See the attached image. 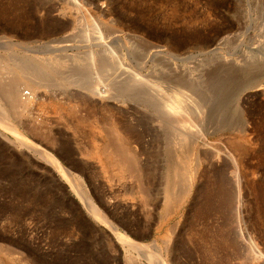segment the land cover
<instances>
[{"label": "rangeland", "instance_id": "rangeland-1", "mask_svg": "<svg viewBox=\"0 0 264 264\" xmlns=\"http://www.w3.org/2000/svg\"><path fill=\"white\" fill-rule=\"evenodd\" d=\"M14 83L47 94L16 120L72 177L0 133V264H264V0H0V104L15 113ZM120 136L138 180L97 155Z\"/></svg>", "mask_w": 264, "mask_h": 264}, {"label": "bare ground", "instance_id": "bare-ground-1", "mask_svg": "<svg viewBox=\"0 0 264 264\" xmlns=\"http://www.w3.org/2000/svg\"><path fill=\"white\" fill-rule=\"evenodd\" d=\"M22 70H24V68H22ZM259 85H264V83L259 84ZM12 87H13L12 91L10 93H8V94H9L10 100L12 102V105L14 107L15 113L6 110L4 108L5 106H2L0 104V128H1L0 129V133H1V135L5 136L6 138H8L9 140H11L14 143L16 142L19 145L24 146L25 148L31 149V151L34 150L41 157H43L48 163L53 164L57 169H59L61 171V173L63 172V174L66 177H69V178L72 177V172H71V170L69 168H67L53 153H51V152L47 151L46 149H44L43 147L37 145L28 135H26L24 133V131L21 129L20 125H18V123H17L18 120H16V118H17V115L19 114L17 108L20 107L22 109H28L31 106L34 107V103L37 101L36 99L40 96L39 95L40 94L39 90L37 91V90H35V88L33 90V88H32V90L30 89L31 91L28 90L27 92H24V90L22 91L21 85L19 83L18 84L14 83ZM65 88H66L65 92H63V93H67V95H70V96L71 95L72 96L73 95H77V96H80V98H82V99L86 98V99H90V100L96 98V99H98V102H100L102 105H105V106H110L114 102V100H116L115 98L111 97L110 93L107 90V87L100 86L98 84H92V86L87 87L86 85L83 86V85H80V84L72 85V82H69V83H67L65 85ZM39 89H40V87H39ZM84 89L88 90L89 93L88 92L86 93L85 91H83ZM53 92L55 93L57 91L55 90ZM49 94H50V92H49ZM55 94H58V93H55ZM41 97L44 98L43 96H41ZM49 97H50V95H49ZM42 98L40 99V97H39L38 99L42 100ZM40 100H39V104H37V103L35 104L38 107L40 106ZM41 104H43V102H41ZM37 106H36V108H37ZM22 109H19V110H22ZM104 113L106 114V112H104ZM104 113H102L103 116H104ZM103 116H100V117H103ZM104 118L108 119V121L110 120V122H108L109 124L114 125V120L115 119H114L112 113L108 114V116L107 117L105 116ZM115 118H116V116H115ZM114 126H116V125H114ZM97 129H99V128H97ZM116 132H117V130H116ZM6 133L11 134L14 137V139H12V137H10ZM98 133H100V131ZM120 137H121V140H120L121 142L120 143L122 144V146L119 145L121 147L117 148V150L116 149L114 150L112 148L111 144H110L111 142H113L112 139H110L111 142H109V140L107 142H105L106 139H104L103 140V142H105L104 146L102 145L103 147H101V145H100V151H99L100 153L96 150V148H97L96 144H94L95 151L98 152V154H97L98 156H99V154L100 155L102 154V155L105 156L102 159V160H104L103 162H101L102 164H105L104 162H106L105 159L107 157L109 163L111 164L110 166L107 165L108 167L111 168L112 165H115L117 167V169H119L120 172H130V174L135 176L136 179L138 180V179L141 178L142 169L140 168L141 166H140L139 160L137 159V156L131 150V145L129 147V144L131 143L130 139L133 138V137L130 136L128 139H125L122 136H120ZM107 139H109V138H107ZM94 142L96 143L95 139H94ZM100 144H102V143H100ZM97 146H99V144H97ZM92 150L94 151V149H92ZM89 152L91 153V151H89ZM89 152H87V155L89 154V156H90ZM196 157H198V156H196ZM101 158H100V160H101ZM189 159H191V158L189 157ZM199 160L198 159L197 160L194 159L193 161L188 160V161H186L185 166L183 165V167H184V169H183V171H184V180H185L184 181V190L181 193V195L179 196V199L177 200L178 203L176 205H174V208H177L181 204H183V202L185 201V199L188 197L189 193L191 192L192 187L194 185L195 176L197 175V173H196L197 170H196V172L194 171L195 173H193V166L197 165L198 162H200ZM120 175H121V173H120ZM80 189H82V187H80ZM76 192L79 195L83 205L89 210V212L91 214H93L95 217H97L98 219H101V220L105 221V218L101 214V210L99 209V207L95 203V201L92 198V196H90L88 194V192L84 191V190H81V192L76 190ZM111 229L122 240L128 241V243L131 242V244H132V240L130 239V237L126 233L120 231L115 225H112ZM227 241L226 240L222 241V246L223 247L227 246V243H228ZM154 242L150 246H152L154 244H157V243H154ZM145 246H146L145 244L144 245L140 244V247H142V248H145ZM255 246L258 247V244L255 243ZM225 254H224L225 258L229 259V257L231 256L230 255L231 253L228 254L227 252H225ZM260 256L256 255V258H259ZM147 259L150 260L152 264H170V262L165 258V256L163 254L161 256L159 254L158 258L147 256Z\"/></svg>", "mask_w": 264, "mask_h": 264}]
</instances>
